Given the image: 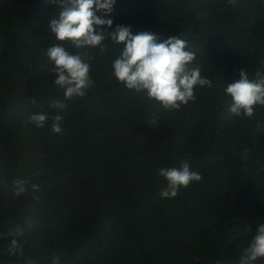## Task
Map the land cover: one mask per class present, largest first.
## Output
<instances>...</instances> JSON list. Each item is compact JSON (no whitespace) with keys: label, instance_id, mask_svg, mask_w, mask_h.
Segmentation results:
<instances>
[{"label":"trees","instance_id":"1","mask_svg":"<svg viewBox=\"0 0 264 264\" xmlns=\"http://www.w3.org/2000/svg\"><path fill=\"white\" fill-rule=\"evenodd\" d=\"M56 11L50 0H0V264H240L264 222V107L235 116L223 89L241 69L264 71V0H116L103 17L113 28L178 35L212 80L174 111L112 77L124 45L110 38L106 52L87 49L94 87L65 100L45 53L56 43L81 50L51 33ZM34 113L48 115L43 128L25 123ZM55 115L62 135L51 131ZM181 160L202 179L161 198L157 170ZM16 180L28 182L19 197ZM17 228L20 257L6 251Z\"/></svg>","mask_w":264,"mask_h":264},{"label":"clouds","instance_id":"2","mask_svg":"<svg viewBox=\"0 0 264 264\" xmlns=\"http://www.w3.org/2000/svg\"><path fill=\"white\" fill-rule=\"evenodd\" d=\"M50 2L58 9L49 23L51 33L57 41H67L81 50L73 54L63 44L56 43L48 47L45 53L53 65L48 69L55 76L53 84L63 91L65 100L83 97L94 87L95 81L90 75L94 56L87 49L99 48L101 52H106L107 38L111 39L113 45H124L111 65L112 77L126 89L143 93L148 100L156 102L166 111L179 110L181 106L194 102L197 99L195 88L212 87V80L203 76L201 65L195 63V53L188 50V42L178 35L160 41L157 35L149 31L133 34L130 26L117 25L113 28V20L103 17L112 12L116 0ZM228 3L235 4L236 0H228ZM223 91L231 99L228 107L231 114L254 118L256 107H264V71L257 70L254 78H250L241 69ZM50 107L63 111L67 105L62 101H52ZM48 118L46 113H34L26 118L25 123L43 128ZM52 120V133L62 135L65 131L61 127L63 117L55 115ZM157 121L152 119L148 122L156 125ZM256 127L258 130L264 129V123H258ZM247 154L248 150L245 149V158ZM157 174L167 181L166 187L159 193L161 198H175L181 188L202 179V175L193 171L187 160H181L179 167L160 168ZM27 183L26 180L14 181L13 195L19 197L26 193ZM32 188L39 191L38 185L33 184ZM244 231H251V227L246 226ZM23 235L22 229L10 230L8 236L11 239L6 244L9 255L23 256L24 243L20 239ZM258 259L264 260V222L257 224L247 246L239 251L240 264H254ZM25 264H33V261L29 258ZM53 264H58V260L54 259Z\"/></svg>","mask_w":264,"mask_h":264}]
</instances>
